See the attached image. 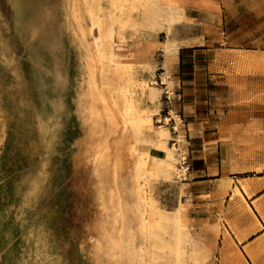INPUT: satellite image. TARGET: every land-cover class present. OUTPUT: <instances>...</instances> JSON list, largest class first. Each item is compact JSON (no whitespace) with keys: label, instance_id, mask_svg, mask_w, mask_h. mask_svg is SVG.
Instances as JSON below:
<instances>
[{"label":"rangeland","instance_id":"374dc122","mask_svg":"<svg viewBox=\"0 0 264 264\" xmlns=\"http://www.w3.org/2000/svg\"><path fill=\"white\" fill-rule=\"evenodd\" d=\"M218 22L248 46L208 66L202 114L218 126L206 133L264 134L234 127L264 119V0H0V264L238 263L217 243L251 214L233 183L249 181L187 179L151 49L202 26L210 38ZM246 140L208 144L207 162L229 157L223 172L244 176L264 157Z\"/></svg>","mask_w":264,"mask_h":264},{"label":"crops","instance_id":"0c3cea01","mask_svg":"<svg viewBox=\"0 0 264 264\" xmlns=\"http://www.w3.org/2000/svg\"><path fill=\"white\" fill-rule=\"evenodd\" d=\"M221 11L231 13L234 9L228 8ZM186 13L185 11L183 17ZM210 27H215L210 38L207 29L202 26L195 29L193 41L190 40L188 43L178 44L174 47L171 44V39H168L167 43L166 41L161 44L159 42L151 49L159 52L162 56L166 70L162 74H165L170 81L167 86L172 94L170 105L174 111L179 112L178 117L181 125L177 136L181 139V162L183 161L181 168L185 169L187 179L200 178L203 179L201 182L212 185L213 181L204 178L206 176H198L199 172L212 170L211 177L226 173L227 176H232L229 178L233 180L249 181L244 188L233 181L251 214L239 215L235 220H232L233 224H237L235 230L226 226V233L218 239L217 244L220 250L227 255L232 252L236 256L238 263L233 264H264V157L250 159L248 162L250 170L245 172L244 176H236L237 174H233L229 170L223 172L224 165L227 168L231 165L229 157H219V161L214 164L208 163V156H206L208 144L215 143V149H221L222 142L240 143L247 139L251 143H257L264 141V134L250 132L249 135H245L235 130L231 140H222V135L217 132L206 133L208 127L218 125H208L209 116L202 114L204 108L201 107L206 103L202 95L207 90L203 88L205 83H201V81L207 79L208 66L216 61L222 62L225 56L232 51H240L239 48L248 46V41L238 39L234 43L233 39H228V31L222 30L219 22L210 25ZM222 35L226 41H222ZM230 40L231 42L228 43ZM218 55L219 58L216 57ZM255 123L252 124L251 120L243 121L234 127L254 126L264 131V119H257ZM257 167H260L259 170H255Z\"/></svg>","mask_w":264,"mask_h":264},{"label":"bare ground","instance_id":"6f19581e","mask_svg":"<svg viewBox=\"0 0 264 264\" xmlns=\"http://www.w3.org/2000/svg\"><path fill=\"white\" fill-rule=\"evenodd\" d=\"M99 55H100V53H99ZM103 57L102 56H100V59H102ZM108 61L110 62V63H112V64H117V59L115 58V55H112V54H110L109 56H108ZM99 60V59H98ZM106 60V59H105ZM107 63V62H106ZM99 64V63H98ZM101 64V63H100ZM120 110V109H119ZM125 112V111H124ZM113 114V113H112ZM118 114V113H117ZM123 114V113H122ZM121 116V115H120ZM119 116V117H120ZM127 117V116H126ZM114 118V117H113ZM121 119V118H120ZM115 120V119H114ZM123 120H124V118H123ZM127 121V120H126ZM123 123V122H122ZM126 123V122H125ZM122 125V124H121ZM127 125V124H126ZM124 126V125H123ZM122 129V128H121ZM101 133V132H100ZM100 147V146H99ZM107 156V155H106ZM105 158V157H104ZM100 162V161H99ZM170 164V163H169ZM108 165V164H107ZM167 166H168V164H167ZM170 166V165H169ZM110 168V167H109ZM113 170V169H112ZM114 171V170H113ZM112 175V174H111ZM104 178V177H103ZM114 179H112V181H113ZM115 182V181H114ZM105 183V182H104ZM112 184H113V182H112ZM115 185V184H114ZM113 185V186H114ZM112 186V187H113ZM114 188H116V187H114ZM117 190V189H116ZM110 191H112V190H110ZM115 193H116V191H115ZM114 194V193H113ZM119 195V194H118ZM114 196H116V195H114ZM117 197V196H116ZM111 198H113V197H111ZM115 203V202H114ZM117 204H119V203H117ZM116 204V205H117ZM119 208V207H118ZM170 229H171V232H170V234H171V236H172V238L174 239V241H175V243L176 244H179L180 242H182V240H183V237L185 236V234H184V232H183V230H182V228H181V226H180V223L179 222H177V220L173 223V225L170 227ZM118 237V236H117ZM119 238V237H118ZM119 239H121V237L119 238ZM119 239H117V240H119ZM122 240V239H121ZM119 242V241H118ZM111 243H112V241H111ZM122 243V242H121ZM114 244V243H113ZM118 245H120V244H118ZM113 246H115V245H113ZM119 247V246H118ZM117 248V247H116ZM113 250H115V248L113 247ZM206 252H204L203 254H205Z\"/></svg>","mask_w":264,"mask_h":264}]
</instances>
